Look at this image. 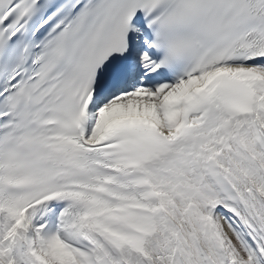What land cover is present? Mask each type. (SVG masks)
<instances>
[{
  "label": "snow or ice",
  "instance_id": "obj_1",
  "mask_svg": "<svg viewBox=\"0 0 264 264\" xmlns=\"http://www.w3.org/2000/svg\"><path fill=\"white\" fill-rule=\"evenodd\" d=\"M0 264H264V0H0Z\"/></svg>",
  "mask_w": 264,
  "mask_h": 264
}]
</instances>
